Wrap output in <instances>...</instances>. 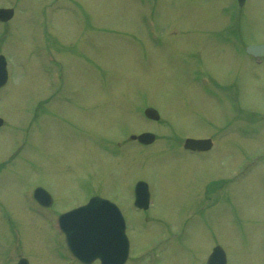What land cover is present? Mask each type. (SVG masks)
<instances>
[{"label": "rangeland", "instance_id": "obj_1", "mask_svg": "<svg viewBox=\"0 0 264 264\" xmlns=\"http://www.w3.org/2000/svg\"><path fill=\"white\" fill-rule=\"evenodd\" d=\"M229 3L0 0L14 10L0 42L10 72L0 90V260L26 251L32 260L37 247L44 259L57 261L62 251L55 255V238L28 190L46 189L60 215L86 202L89 182L126 217L128 264H148L151 251L160 253L159 264H207L216 246L228 264H264V160L244 173L236 169L243 158L264 152V63L253 65L228 48L220 59L217 46L212 57L211 45L189 41L215 32ZM238 9L236 28L245 30L244 39L264 44V0ZM140 13L152 16L155 39ZM148 36L164 45L154 47ZM45 44L63 68L54 85L37 52ZM183 50L208 58L213 80L232 92L225 108L241 111L240 123L249 119L248 133L223 128L214 90L212 99L206 90V100L191 72H181ZM143 104L161 113L160 122L145 120ZM148 130L160 142L147 149L122 138ZM183 136L209 137L216 145L202 155L172 151L171 140ZM101 138L127 146L111 156ZM137 178L150 187L152 206L145 212L132 203ZM37 259L34 264H43Z\"/></svg>", "mask_w": 264, "mask_h": 264}, {"label": "water", "instance_id": "obj_2", "mask_svg": "<svg viewBox=\"0 0 264 264\" xmlns=\"http://www.w3.org/2000/svg\"><path fill=\"white\" fill-rule=\"evenodd\" d=\"M9 12L10 15H7V17L3 18L2 13L4 12L0 11V18L3 21L10 18L12 16V11ZM0 71V73L3 74L2 77H0V86H2L6 82V76L4 75V65H0ZM151 116L158 119V116L155 113H152ZM141 139H145L150 142L153 139V135L151 137L143 135L141 136ZM187 146L189 148H202L206 150L210 148L211 143L210 141H189ZM142 188L145 191L146 184H143ZM40 194L42 195V193ZM96 201L97 200L94 201V204L88 208V210L78 213L77 216L73 217L76 223L70 229V238L74 248H77L80 252H82L81 256H94V254H99L102 256L103 261L107 262L112 250V246H114L115 249H118L119 245L115 244V242L119 241L121 244H123L125 235L123 231V225L119 221V218L113 213H110L109 216L106 215L107 212L104 211L105 208L102 209L101 206L96 203ZM46 202H48V200H46ZM139 204L141 207L147 208V198L143 200V203L140 202ZM107 235L109 237H113L112 243L109 242ZM214 251L215 254L209 260V264H216L217 259L220 260L219 262L217 261V264H225L226 260L224 259L223 251L220 250L219 247H217ZM92 259H94V257L91 258V260Z\"/></svg>", "mask_w": 264, "mask_h": 264}]
</instances>
